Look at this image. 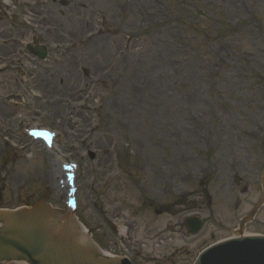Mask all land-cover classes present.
Here are the masks:
<instances>
[{
	"label": "rangeland",
	"instance_id": "374dc122",
	"mask_svg": "<svg viewBox=\"0 0 264 264\" xmlns=\"http://www.w3.org/2000/svg\"><path fill=\"white\" fill-rule=\"evenodd\" d=\"M60 1L35 7L37 15L50 17L49 26L37 30L44 37L41 43L49 44L52 28L61 29L54 35L59 42L50 40L48 46L51 63L25 58L0 75V207L31 206L48 194L49 203L63 209L54 178L58 163L22 136L16 121L54 128L62 135V154L85 167L79 199L86 226L118 220L128 228V248L147 244L154 250L141 253L143 264H164V253L149 238L184 210L202 217L212 209L222 214L228 201L223 193H212L223 185L216 181L218 170L234 157L252 168L250 138L256 125H264V0H68V8ZM127 19L132 23L126 26ZM8 29L0 26L1 38L17 35ZM90 31H100V40L87 41ZM128 35L137 39L127 55L123 50L120 62ZM100 43L108 45L105 56L94 49ZM12 51L0 49L2 54ZM138 51L145 56L140 84L147 87L160 77L164 87L158 102L163 111L156 117L164 113L159 133L150 127L154 117L149 116L155 86L143 93L118 91L116 81ZM223 59L225 65H219ZM106 69L113 75L99 78ZM191 85L201 95L183 107L182 96ZM134 95L142 104L133 103ZM91 151L95 161L89 159ZM241 199V208L248 210L252 199ZM163 209L168 214L156 215ZM211 231L181 241L190 260ZM97 236L110 249L118 235L107 228Z\"/></svg>",
	"mask_w": 264,
	"mask_h": 264
},
{
	"label": "water",
	"instance_id": "95a60500",
	"mask_svg": "<svg viewBox=\"0 0 264 264\" xmlns=\"http://www.w3.org/2000/svg\"><path fill=\"white\" fill-rule=\"evenodd\" d=\"M62 217L42 201L31 209L17 212L0 211V264L26 262L28 264H129L124 260L103 259L75 223L62 225ZM258 240H239L230 249L217 252L218 264H234L250 253L259 254V262L247 259L243 264H264V243ZM255 247V250L253 248ZM247 256V255H246ZM245 256V257H246ZM200 264V263H198Z\"/></svg>",
	"mask_w": 264,
	"mask_h": 264
},
{
	"label": "bare ground",
	"instance_id": "6f19581e",
	"mask_svg": "<svg viewBox=\"0 0 264 264\" xmlns=\"http://www.w3.org/2000/svg\"><path fill=\"white\" fill-rule=\"evenodd\" d=\"M132 23V19H127L125 25H129ZM170 28V27H169ZM171 30V29H170ZM172 31V30H171ZM96 40H100V38H95ZM94 40V39H93ZM132 42V40H125L123 41V44L128 45ZM97 42H94L93 47L95 46ZM134 43V41H133ZM107 43H100L97 44L96 47L94 49H99V54L100 55H106V50H107ZM141 51H138V57L135 59V62L129 63L126 65V69L123 71V74H121L118 77V80L116 81V83H118V91H128L129 93H133V91H135L136 93H143L146 91H152L151 87L155 86V92L152 91V95L155 97V101L154 104L152 105V111L149 113L150 117H154L152 119V123H151V128L156 132L159 133L160 129L163 125L162 122V118H164L163 116V112H161V115L158 117L160 120H157L156 117L157 115L160 113V111L163 108V105H159L158 102L161 101V96H162V92H164V87H162L160 85L161 81H160V77H158L159 80L157 81H153L150 84H148L147 87H144L142 84H140L139 81V75H140V80L145 78V75L142 74L143 71L145 70V56L144 54H140ZM108 54V53H107ZM225 55L226 58L228 59L229 57V53L226 50L225 51ZM121 56V57H120ZM120 57V58H119ZM119 61L121 62V58H122V54L119 53ZM161 59H157L156 62H161ZM108 69L104 70L100 76H102L103 78H109L108 77ZM190 72V76L191 77H195V73H194V67L192 66V68L189 70ZM114 73V72H113ZM113 73L111 74V76L113 75ZM169 91V90H168ZM185 94V93H184ZM125 95V94H124ZM201 95V90L200 88H194V86L191 85L190 90L187 91V93L185 95L182 96V106H186V105H191L194 102H197L199 97ZM133 100V103L136 104H142V99H138L137 96H130ZM135 106V105H134ZM136 107V106H135ZM141 106H139L140 108ZM163 111V110H162ZM163 113V114H162ZM60 157V160L62 161L63 158L60 156V154H58ZM51 159V158H50ZM50 164L52 163V160H49Z\"/></svg>",
	"mask_w": 264,
	"mask_h": 264
},
{
	"label": "flooded vegetation",
	"instance_id": "af4514ba",
	"mask_svg": "<svg viewBox=\"0 0 264 264\" xmlns=\"http://www.w3.org/2000/svg\"><path fill=\"white\" fill-rule=\"evenodd\" d=\"M262 224H263V222H260V221L256 223V225H258V226H261ZM169 264H176V262L175 261H172V262H169Z\"/></svg>",
	"mask_w": 264,
	"mask_h": 264
}]
</instances>
